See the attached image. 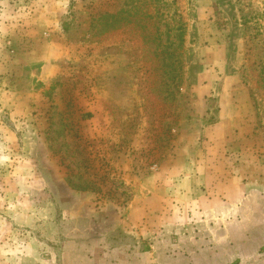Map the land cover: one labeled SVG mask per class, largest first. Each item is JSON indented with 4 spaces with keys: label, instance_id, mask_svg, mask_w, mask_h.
<instances>
[{
    "label": "rangeland",
    "instance_id": "rangeland-1",
    "mask_svg": "<svg viewBox=\"0 0 264 264\" xmlns=\"http://www.w3.org/2000/svg\"><path fill=\"white\" fill-rule=\"evenodd\" d=\"M243 257L264 264V0H0V264Z\"/></svg>",
    "mask_w": 264,
    "mask_h": 264
},
{
    "label": "crops",
    "instance_id": "crops-1",
    "mask_svg": "<svg viewBox=\"0 0 264 264\" xmlns=\"http://www.w3.org/2000/svg\"><path fill=\"white\" fill-rule=\"evenodd\" d=\"M232 251V250H231ZM258 256H259V254H257V255H255L254 257L257 259L258 258ZM207 258L209 257V254L207 253V256H206ZM253 261H254V259H253ZM264 263V262H263ZM240 264H248V261H247V259H245L244 257L242 258V261H240Z\"/></svg>",
    "mask_w": 264,
    "mask_h": 264
},
{
    "label": "trees",
    "instance_id": "trees-1",
    "mask_svg": "<svg viewBox=\"0 0 264 264\" xmlns=\"http://www.w3.org/2000/svg\"><path fill=\"white\" fill-rule=\"evenodd\" d=\"M89 187L88 186H81L80 189L82 190H85V189H88Z\"/></svg>",
    "mask_w": 264,
    "mask_h": 264
}]
</instances>
